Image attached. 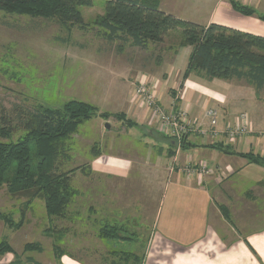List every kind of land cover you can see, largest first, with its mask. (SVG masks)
<instances>
[{
	"label": "crops",
	"instance_id": "obj_1",
	"mask_svg": "<svg viewBox=\"0 0 264 264\" xmlns=\"http://www.w3.org/2000/svg\"><path fill=\"white\" fill-rule=\"evenodd\" d=\"M106 1L108 0H95L93 8L99 6L96 17L104 13ZM235 1L250 6L255 14L244 16L233 9L231 0H219L209 10V16L204 17V21L190 20L201 25L217 23L264 37V0ZM163 6L160 0V9ZM191 53V48H183L175 56L173 63L168 59L163 63L161 61L160 67H154L160 68V71H147L136 76V82H148L149 89L158 94L166 109H171L177 92L182 94L183 102L180 105L190 125L185 138L182 141L172 140L162 132L160 125L151 123L150 110L135 99L131 77L127 84L130 88L126 106L120 113H113L125 114L126 119L117 120L121 126L115 128V132L119 133L110 136L108 143L99 148V155L89 162L91 174L95 178L98 175L107 176L109 184L114 178L129 175L138 166L142 170L167 173L168 183L165 184L157 206L152 209L148 204H140L142 214L133 213L132 216L131 203L125 202L123 191H108L107 204L104 203L105 195L95 191V203L85 208L91 214L90 217H85L86 227L76 225L74 235L76 240H80L76 243L81 246L77 250L79 252H66L60 258L53 249L57 264H131V250L136 246L143 249L144 246L135 236L133 240L122 242L126 251H117L112 242L114 239L100 237L101 230L107 225L127 227L133 232L137 231L139 237L150 230L144 243L142 264H264V166L238 155L254 153L264 157V118L250 115L240 106V103L250 99L258 101V105H264L259 100L258 93L261 90L244 80H208L195 74L184 79ZM209 108L216 112L218 121L230 116L234 121L238 117L237 120L241 121V116L245 115L247 135L235 142L227 138L226 130L232 129V125L224 128L225 132L214 130L218 121L216 119V125L211 126L213 118L208 114L210 110L207 112ZM233 120L228 123H233ZM133 137L144 139L149 151H156L155 159L147 156L133 161L126 153L135 140ZM172 165H175L173 172L170 170ZM199 166L208 167L210 173L198 175L196 171H192ZM161 177L164 180L163 175ZM222 207L228 210L229 218L224 215ZM31 211H34L33 207ZM32 212L27 215L28 221L22 228L33 220L39 226L44 224V221H37ZM39 212L40 217L46 220L42 206ZM98 212L109 215L99 217ZM148 213H151V218L144 221L145 214ZM88 225L91 230H88ZM6 228L16 234L22 230L9 228L0 219V235ZM57 236L62 235L60 233ZM53 237L55 238L53 234L42 235L44 240L52 241ZM2 242H8L14 253L1 254L0 264H22L21 261L30 264L34 261L32 257L38 260L44 253V249L24 252L28 243L22 245L21 249L18 248L20 244L15 246L16 236L15 239L12 237L11 240ZM33 264L39 263L35 261Z\"/></svg>",
	"mask_w": 264,
	"mask_h": 264
},
{
	"label": "rangeland",
	"instance_id": "obj_2",
	"mask_svg": "<svg viewBox=\"0 0 264 264\" xmlns=\"http://www.w3.org/2000/svg\"><path fill=\"white\" fill-rule=\"evenodd\" d=\"M217 1L219 0H161L164 5L161 10L166 12L168 9L167 13L182 19L186 18L189 22L193 19L204 21V17L209 16V10L215 6ZM81 11L86 23L92 24L99 12V6L82 8ZM97 31L98 29L95 27L93 29L92 26L86 30L79 28L68 30L67 27L56 22L42 19L33 20L27 16L0 12V104L11 113L17 106L33 110L39 105L59 107L68 101L77 100L94 105L100 113L121 112L126 106V96L130 88L127 85L128 79L135 78L132 79L135 84L136 76L139 73L158 71L160 68L154 69V67H160L161 61L163 63L169 59L168 61L173 63L177 54L168 48L180 43L183 32L182 29H178L169 34L161 47L142 50L118 40L109 42L98 36ZM182 50L183 48H180L179 52ZM181 95L180 92H177L178 102L174 99V104L179 109H181L180 104L183 102ZM258 95L259 100L264 104V90H261ZM258 103V101L250 99L240 103V106L247 110L250 115L263 119L264 105H258ZM175 105H173V109ZM209 110L210 108L207 109V112ZM211 117L213 118L211 126H215L213 120L216 121L217 116ZM231 118L230 116L222 121L217 119L218 125L214 130L224 131V128H229L227 126L232 125V129L226 130L228 132L227 138L231 139V132L234 131L236 134L235 142H238L243 135H247L248 127L244 125L243 129L242 121L237 120L239 117L236 121ZM231 120L234 122L229 124ZM106 123L110 124L109 130L105 128ZM119 126L121 123L117 122L115 117H111L109 120L97 117L81 125L67 144L69 151L65 155L67 160L65 159L62 163V172L89 165L94 157L93 147L96 145L100 152L101 149L99 148L108 143L110 136L119 133L115 132V128ZM20 134L21 132L16 133L13 139H18ZM133 142H131V147L126 150L127 155L133 161L147 156L155 159L156 151H149L144 139L135 138ZM34 153L35 151H33ZM15 168L16 164L10 171L9 177L13 175ZM84 168L72 175V185L79 193L70 206L68 217L71 218V221H58L54 224L56 232L52 241L42 238L43 234H47L44 224L39 226L38 223L34 224L35 220H33L21 228L22 230L17 234L15 231L6 228L0 235V243L6 239L11 240L12 237L15 239L16 236L17 244L15 243V246L20 244L17 247L21 249L22 245L37 241L43 246L44 253L41 256L38 255V260L32 257L34 261L30 264L35 263V261L39 264H57L58 262L53 255L55 246L60 247L65 253L79 252L77 250L81 246L76 243L80 240H76V235H74L77 230L76 225L80 224V227L82 224V227H86L85 217H90L91 214L85 208L95 203V191L105 195L104 203L106 204L108 203V191L112 189L123 191L124 200L126 203H131L130 211H132L131 215L134 216L133 213L142 214L140 204H148L154 209L160 200L165 184L168 183L167 173L162 174V172L155 170L151 172L148 169L142 170L139 166L135 167L129 175L114 178L111 184L108 183L107 176L98 175L95 178L94 174H87L89 167ZM179 169L180 167L176 168V170ZM161 175H163L164 180H162ZM5 192V188L0 189V212L9 218L13 217L18 222L21 218L20 209H22L21 201L23 199H11L12 197L7 192L6 195ZM2 196L6 197L2 198ZM41 206L36 204L33 207L32 216L37 221L42 219L39 212ZM117 210L120 209L117 208ZM76 213H78V217H76ZM97 215L105 217L109 214L98 212ZM117 215L115 214V216ZM150 218L151 213L145 214L144 221H149ZM131 223L133 222L131 221ZM88 226V230H91L90 225ZM64 228H67V231L62 233ZM115 230V234L119 238L112 240V242L115 243L119 252L127 250L122 244L123 241L133 240L136 236L138 242H141L144 248L140 249L136 246L133 251L131 250L130 257L132 260L130 261L131 264H142L145 252L144 243L149 237L150 230L147 229L149 232L143 236L141 234L140 237L136 234L137 231L133 232L124 226L116 225ZM60 233L62 236H57ZM81 256L88 258L86 255ZM20 263L25 264L24 261Z\"/></svg>",
	"mask_w": 264,
	"mask_h": 264
},
{
	"label": "trees",
	"instance_id": "obj_3",
	"mask_svg": "<svg viewBox=\"0 0 264 264\" xmlns=\"http://www.w3.org/2000/svg\"><path fill=\"white\" fill-rule=\"evenodd\" d=\"M159 3L160 0H108L104 3V13L92 24L86 23L81 9L94 7L95 0H0V12L56 22L68 30H86L92 26L98 29V36L109 42L118 40L142 50L161 47L169 34L182 29L180 43L168 49L175 54L180 48L192 49L184 79L192 74L208 80L237 79L252 84L259 91L264 90V37L217 23H192L161 10ZM231 4L244 16L255 14L250 6L235 0H231ZM97 117L126 119L125 114L100 113L94 105L77 100L59 107L39 105L33 110L17 106L11 113L0 104V189L5 188L12 199H23L18 222L0 212V219L9 228L21 229L36 204L44 209L46 220L41 221L48 235H54V224L58 221H71L68 213L79 193L72 185V175L84 167H89L87 174H91V170L90 165H86L62 172V163L69 151V140L81 125ZM19 132V138L14 140ZM93 152L94 157L99 155L96 145ZM238 155L264 166V157L259 154ZM15 164V171L9 177ZM222 208L229 218L228 210ZM115 231V226L107 225L100 237L119 238ZM42 250L39 243H28L24 247V252ZM54 250L57 257L65 254L58 246ZM5 253H14L8 242L0 244V255Z\"/></svg>",
	"mask_w": 264,
	"mask_h": 264
},
{
	"label": "built area",
	"instance_id": "obj_4",
	"mask_svg": "<svg viewBox=\"0 0 264 264\" xmlns=\"http://www.w3.org/2000/svg\"><path fill=\"white\" fill-rule=\"evenodd\" d=\"M135 99L143 103L145 106L148 107L152 114L151 123L154 125H160V128L164 134L173 138L176 141H182L188 130L190 129V125L188 123L187 118H185L183 109H179V107L174 104L175 101L171 104V109H166L160 102L158 95L149 89V84L147 81L144 80H137L134 89ZM173 105L174 109H173ZM176 107V109H175ZM172 111V112H171ZM180 111V112H178ZM209 116L216 117V112L210 110L208 112ZM241 121L243 123V129L246 121V116H241ZM213 124H216V121L213 120ZM235 133L234 131L231 132V140H235ZM175 169V165H172L170 170L173 172ZM198 175L209 174L208 167L199 166L196 170ZM191 171V172H192Z\"/></svg>",
	"mask_w": 264,
	"mask_h": 264
},
{
	"label": "water",
	"instance_id": "obj_5",
	"mask_svg": "<svg viewBox=\"0 0 264 264\" xmlns=\"http://www.w3.org/2000/svg\"><path fill=\"white\" fill-rule=\"evenodd\" d=\"M105 128L110 129V124L107 123V124L105 125Z\"/></svg>",
	"mask_w": 264,
	"mask_h": 264
}]
</instances>
